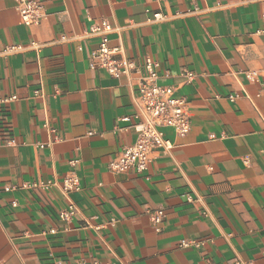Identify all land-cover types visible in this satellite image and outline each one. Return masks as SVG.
I'll return each instance as SVG.
<instances>
[{"label":"crops","instance_id":"crops-1","mask_svg":"<svg viewBox=\"0 0 264 264\" xmlns=\"http://www.w3.org/2000/svg\"><path fill=\"white\" fill-rule=\"evenodd\" d=\"M38 1L26 26L0 0V264H264V0ZM103 21L187 101L142 172L107 168L136 139L139 75L88 67Z\"/></svg>","mask_w":264,"mask_h":264},{"label":"built area","instance_id":"built-area-1","mask_svg":"<svg viewBox=\"0 0 264 264\" xmlns=\"http://www.w3.org/2000/svg\"><path fill=\"white\" fill-rule=\"evenodd\" d=\"M12 1H14L15 9L24 25L34 26L40 23L44 12L42 3L38 0ZM153 17L161 19L164 15L154 13ZM110 30L111 26L106 21L92 27L91 32L99 36V41L97 47L90 51L88 67L103 69L114 77L130 73L138 74L139 86L135 101V114L126 115L120 119L136 131V139L131 145L123 147L119 154L111 158L107 162V168L115 173H122L131 168L142 172L147 168L150 154L153 151L170 147L162 128H170L180 136L189 131L190 118L187 101L183 97L176 96L172 87L156 82L155 63L146 60L143 65L144 73H142L141 68L124 55L122 47L119 45L110 46L108 39ZM20 48V45H11L3 49V52H13ZM15 142L13 137H8L4 144L14 145ZM40 146L43 145L40 144ZM79 185V178L73 174L64 180L60 191L66 195L70 191L79 189ZM74 208L72 204H69L66 209L59 211V218L69 220L74 214ZM148 214L154 228L158 230V225L163 218V209L157 207L149 210ZM182 243L187 244L188 242L182 241Z\"/></svg>","mask_w":264,"mask_h":264}]
</instances>
